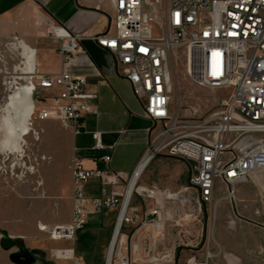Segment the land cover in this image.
I'll return each instance as SVG.
<instances>
[{
	"label": "built area",
	"instance_id": "obj_1",
	"mask_svg": "<svg viewBox=\"0 0 264 264\" xmlns=\"http://www.w3.org/2000/svg\"><path fill=\"white\" fill-rule=\"evenodd\" d=\"M113 4L112 29L92 38L110 51L118 71L142 102L145 117L154 122L149 144L130 174L88 169L75 155L71 164V220L45 225L44 230L51 239L73 240L91 213L118 207L105 264L141 263L147 260L146 254L153 255L150 259L170 261L171 252L155 255L171 217L164 206L167 202L184 201L188 206L184 219L200 221L204 207L208 211L207 206L212 208L214 202L233 201L238 184L254 180L256 173L264 171V0H167L161 13L146 10V0H113ZM49 26L46 35L59 39L64 60L84 50L80 40L85 35L73 34L63 24ZM22 41L14 36L7 45L14 47ZM181 59L186 75L196 85L231 88L220 107L207 116L198 115L196 110L184 113L175 86ZM27 82L32 84L34 95H39L31 124L54 119L76 134L82 131V117L91 110L95 97L85 75L68 70L43 74L34 67ZM95 136V148H102L100 132ZM160 154L189 164V184L171 192L156 186L141 187L137 182L125 205L134 172L146 157L150 161ZM104 158L109 160L110 156ZM91 177L100 179L101 197H88L85 184ZM218 189L223 192L216 199ZM134 193L154 198L156 206L141 214L132 206ZM129 224L133 229L125 232ZM212 257L207 247L205 260L193 255L187 264H209ZM75 264L82 263L76 260Z\"/></svg>",
	"mask_w": 264,
	"mask_h": 264
},
{
	"label": "crops",
	"instance_id": "obj_2",
	"mask_svg": "<svg viewBox=\"0 0 264 264\" xmlns=\"http://www.w3.org/2000/svg\"><path fill=\"white\" fill-rule=\"evenodd\" d=\"M113 15V0H0V44L14 36L21 38L35 49L34 67L38 72L56 74L68 70L85 75L89 81V90L95 93L91 110L82 117L80 133H74L71 127L58 120L43 121L44 128H48V138L42 150L50 155V159L41 167L47 195L37 200L39 210L28 211L24 208V202L15 196L0 198V225L6 235L0 239V257L6 264H42L45 258L38 256L46 253L47 249L57 248L72 249L73 257L60 258L56 253L58 258L52 264H70V260L72 264L76 260L86 264L82 249L77 251L72 242L62 244L60 241L65 239L45 241L42 232L43 224L50 227L71 220L73 157H81L88 169L130 174L147 150L154 122L145 117L143 104L135 94L133 96L121 91L123 79L124 83L129 81L118 71L110 51L92 38L112 29ZM50 23L63 24L71 33L85 35L80 40L84 50L73 54L70 60H64L59 39L46 35ZM31 64L32 59L28 66L31 67ZM95 132H100L102 148H95ZM107 155L110 156L109 160L104 158ZM158 157L160 160L155 162L154 171L147 174L148 166L155 157L143 169L138 184L146 188L156 186L171 192L184 189L190 182L189 164L182 158L168 154H160ZM163 167L171 171L169 177L161 178ZM250 185L249 181L238 184L237 192L251 194ZM85 188L90 198L103 195L102 183L97 177L89 178ZM152 199V203L142 207V211L136 205L141 214L148 213L156 206L155 199ZM131 203L135 206L134 196ZM60 204H66L67 207L60 210L63 211L61 215H54L56 211L53 207ZM167 204L175 207L170 208ZM167 204L164 206L169 213L188 212V206L182 200H171ZM118 212V207H106L101 212L91 213L99 214L94 222L106 230L99 252H94L91 260L105 264ZM124 229L130 232L133 226L129 224Z\"/></svg>",
	"mask_w": 264,
	"mask_h": 264
},
{
	"label": "rangeland",
	"instance_id": "obj_3",
	"mask_svg": "<svg viewBox=\"0 0 264 264\" xmlns=\"http://www.w3.org/2000/svg\"><path fill=\"white\" fill-rule=\"evenodd\" d=\"M166 5L167 0H146L145 7L148 11L155 10L157 13H161ZM7 43L0 44V198L15 196L24 202L25 209L37 211L39 210L37 200L44 199L47 195L41 176V167L44 162L50 159V155L42 150V146L48 138V128H44L43 121L31 124L29 120L32 130L24 137L23 153L20 156L17 153L8 152L1 146L6 137L5 127L2 123L4 115L2 106L8 95L26 85L28 79V75H24L25 68L23 66L26 64L27 56L23 54L20 47H13ZM123 80L125 81V79ZM124 81L121 82V91L134 96L131 85ZM176 81L177 97H181L186 114H191L196 110L198 115L207 116L217 110L222 99L231 92V88L214 89L193 83L186 75L183 59L179 60L177 64ZM38 98L39 95L35 94V103ZM34 129L37 131L35 132ZM158 160L160 159L156 155L155 160L148 166L147 174L154 171L155 162ZM160 172L161 178L162 176L169 177L171 174L168 167H163ZM255 175L256 181L249 180L251 194L238 191L236 199L233 201L225 199L214 202L212 208L207 206L208 211L204 207L200 221L184 219L186 213L174 214L171 212V217L167 220L165 238L155 254L159 257L162 253L170 254L171 252V260L150 259L153 255L146 254L147 260L136 264H187L188 259L193 255H196L200 260H205L207 247L213 253L209 264H264V171ZM222 192V189L217 190L216 199L221 197ZM133 196L134 205H138L141 211L142 207L151 204L153 200L146 194L141 196L134 193ZM167 205L170 208L175 207L172 204ZM66 207V204L55 205L53 207L56 211L54 215H61L63 211L60 210ZM98 218L99 214H90L88 223L84 229L76 231L73 240L60 241L62 244L72 242L77 251L82 249L85 253L86 264H100L91 260L94 252H99L106 233L104 228L94 222ZM44 228L45 224L42 225L44 240L52 241ZM79 232L81 233L79 234ZM5 237L0 225V239ZM64 249H69L71 257L70 248H57V255L60 258L65 257L68 252L65 253ZM55 250L47 249L46 253L38 256V258H45V260L42 259V264H52L58 258ZM32 260L35 262L34 259ZM4 262L0 257V264H6ZM69 262L72 264V260Z\"/></svg>",
	"mask_w": 264,
	"mask_h": 264
},
{
	"label": "bare ground",
	"instance_id": "obj_4",
	"mask_svg": "<svg viewBox=\"0 0 264 264\" xmlns=\"http://www.w3.org/2000/svg\"><path fill=\"white\" fill-rule=\"evenodd\" d=\"M17 47H20L23 51V54L27 56V60L25 63H31L32 59V66H28L29 64H24V75H30L33 73L34 70V57H35V49L30 47L28 44L24 43L23 41L16 44ZM28 51V53H27ZM25 78V77H24ZM27 84L22 86L15 91L8 95L7 100L3 104L4 115L2 117V123L4 124V129L6 131V137L2 142V148L6 149L10 153H17L18 156L22 155L23 153V142L24 137L30 134L32 127L29 125V120H31L32 113L35 107V100H34V92L33 86L31 83L26 82ZM156 157V156H155ZM153 158H151L152 160ZM149 159H146L142 162L140 167L134 172L130 183L127 188V196L125 205L127 204L129 198L132 196L136 183L143 173V169L148 164ZM148 166V165H147ZM31 169L33 170L34 167L32 166ZM256 176V175H255ZM255 178V177H254ZM254 181H256L254 179ZM262 182V181H261ZM261 184V183H260ZM264 189V185H263ZM122 216L119 218L118 226L115 231V238L118 235V230L121 226ZM72 250V249H71ZM57 249L55 250L56 254ZM64 252L67 253L65 257L61 258H71L70 257L69 249H64Z\"/></svg>",
	"mask_w": 264,
	"mask_h": 264
},
{
	"label": "water",
	"instance_id": "obj_5",
	"mask_svg": "<svg viewBox=\"0 0 264 264\" xmlns=\"http://www.w3.org/2000/svg\"><path fill=\"white\" fill-rule=\"evenodd\" d=\"M112 20V19H111Z\"/></svg>",
	"mask_w": 264,
	"mask_h": 264
}]
</instances>
